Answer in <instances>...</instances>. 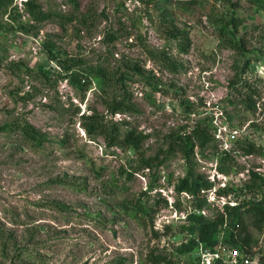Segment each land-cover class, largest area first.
I'll use <instances>...</instances> for the list:
<instances>
[{
  "label": "rangeland",
  "instance_id": "rangeland-1",
  "mask_svg": "<svg viewBox=\"0 0 264 264\" xmlns=\"http://www.w3.org/2000/svg\"><path fill=\"white\" fill-rule=\"evenodd\" d=\"M183 1L0 0V127L28 121L46 135L37 147L0 133V264H200L183 246L219 219L214 249H239L221 244L226 208L264 204V155L243 148L264 149V9ZM96 116L147 139L110 145L85 129ZM196 126L210 141L187 153L178 139ZM197 177L211 188L194 199L179 184ZM238 231L260 261L264 229L246 216Z\"/></svg>",
  "mask_w": 264,
  "mask_h": 264
},
{
  "label": "trees",
  "instance_id": "trees-1",
  "mask_svg": "<svg viewBox=\"0 0 264 264\" xmlns=\"http://www.w3.org/2000/svg\"><path fill=\"white\" fill-rule=\"evenodd\" d=\"M176 1V0H171ZM177 1H183V0H177ZM254 4L258 5V7H261L264 9V0H251ZM72 3L76 4V0H71ZM185 2V0L183 1ZM233 2V1H232ZM30 5V12L33 15V17L37 20H47L49 18V14L45 13L43 9L37 4L36 1H31L28 3ZM241 21L235 17L232 18V20L229 23V26H226L223 28L224 35L227 36L232 40V42L235 41L236 38V30L240 26ZM230 25L232 28H230ZM234 44V43H233ZM237 44V43H236ZM240 44V43H239ZM238 44V45H239ZM237 45V46H238ZM242 48L243 46L240 45ZM52 51V49H50ZM73 64V63H71ZM247 65V64H246ZM72 66L69 68V70L72 69ZM136 71V70H135ZM90 73H94L97 76L103 77L107 79L109 82L111 80L109 73H107L104 69H98V70H91ZM137 74H141V72L136 71ZM76 74L72 73L71 79L75 81V84L82 88H88L87 84L82 83V79L78 78ZM87 90V89H86ZM124 109V105L120 103V105H115L113 108V113H117L118 111H121ZM87 120H93L91 123H84L85 129L89 134H96L99 132L109 135L107 136V140L109 141L110 145L116 144V142H123L128 143L133 146H139L142 142H144L147 139V136L138 133L135 130H129L124 135H121V130L116 129L115 131L112 130V134L109 133L108 129L106 128V124L103 119L96 117H88ZM19 132L21 136L28 142H31L34 146L41 147V145L46 142V135L42 134L32 123L28 121H24L23 123L19 124H6L2 127H0V133H10V132ZM114 131V133H113ZM120 140V141H119ZM182 140V145L184 148V151L187 153H190L194 150V147L197 145L196 143L199 142V145L204 147L207 145V143L210 141L209 134L206 129H203L201 126H196L192 131H190L189 134L184 135L183 137H180ZM180 142V141H179ZM179 144V143H178ZM247 146H243V148H248V153L252 154L255 152H260L264 155V149L257 148L255 145L250 144ZM153 159L144 160L145 164L150 166L151 161ZM256 174V173H254ZM211 188V184L208 183L205 179L202 177H197L192 179V181L189 183L188 179L182 180V182L179 184V190L180 191H186L191 196H193L194 199L199 198V194L202 190H208ZM221 194H227V193H221ZM206 204V203H205ZM204 203H200L197 206V210L201 211L205 207ZM230 217V223L227 227V230L225 232V235L223 237V240L221 241V244H224L226 242L232 243L234 246L238 247L243 255L250 256V251L248 248V237L246 239H242L241 235L242 233H239V228L241 226H244V218L246 216H251L254 219V224L258 228V230L264 229V204L259 202H249L245 204L243 207L233 206V207H227L226 208ZM135 213L138 215H145L149 212L146 206L144 205H137V207L134 209ZM188 219H190L194 226H196L198 223L203 221V218L201 216H196L194 214H190L188 216ZM224 219H219L214 222V224L211 226L209 231H205L203 227H198V239L191 240L189 243H187L185 246H183V251L189 253V255L195 256V259H199L198 251L200 249V246H204L206 248L215 250L214 248L220 244L219 241H216L215 236L218 233L219 227L224 224ZM252 257V256H251ZM253 258V257H252ZM259 264H264V255L259 258Z\"/></svg>",
  "mask_w": 264,
  "mask_h": 264
},
{
  "label": "built area",
  "instance_id": "built-area-1",
  "mask_svg": "<svg viewBox=\"0 0 264 264\" xmlns=\"http://www.w3.org/2000/svg\"><path fill=\"white\" fill-rule=\"evenodd\" d=\"M199 253L200 264H259L255 258L243 255L240 249H230L219 246L218 249H203ZM228 254V258L225 255Z\"/></svg>",
  "mask_w": 264,
  "mask_h": 264
}]
</instances>
